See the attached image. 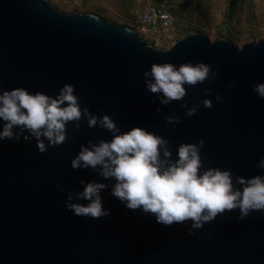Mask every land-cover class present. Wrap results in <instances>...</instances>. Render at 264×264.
<instances>
[{"label":"water","instance_id":"95a60500","mask_svg":"<svg viewBox=\"0 0 264 264\" xmlns=\"http://www.w3.org/2000/svg\"><path fill=\"white\" fill-rule=\"evenodd\" d=\"M189 61L211 64L219 74L186 85L184 100L193 107L207 96L213 107L201 104L188 116L184 101L153 103L156 94L146 90L144 71L153 63ZM259 82L264 38L239 48L192 33L159 49L134 29L96 15L62 12L47 0H0V91L25 87L55 96L64 84H74L82 107L112 115L122 131L141 126L164 136L174 158L181 143L203 139L206 167L246 178L264 174L257 167L264 156V99L253 92ZM168 115L181 122L168 123ZM111 138L84 117L79 129L67 125L63 144L44 153L35 139L0 140V264H264V211L239 220L238 209L226 210L190 233V222L165 226L154 215L128 209L111 195L114 180L72 168L81 144ZM81 179L109 185L102 196L110 215L90 218L67 210V192L82 191ZM57 181L67 192L56 188Z\"/></svg>","mask_w":264,"mask_h":264},{"label":"clouds","instance_id":"9594fccd","mask_svg":"<svg viewBox=\"0 0 264 264\" xmlns=\"http://www.w3.org/2000/svg\"><path fill=\"white\" fill-rule=\"evenodd\" d=\"M218 74L211 64L189 61L179 66L171 62L153 63L143 77L146 90L156 94L153 103L156 99L163 105L184 101L182 107L192 116L201 104L212 108L213 101L206 96L201 103L188 107L184 100L186 85L194 87ZM208 91L211 94V90ZM253 92L264 99V82L256 83ZM222 99L216 95L217 101ZM84 117L89 127L106 129L112 138L81 144L71 166L73 169L91 168L105 180H114L111 195L128 209L154 215L156 221L165 226L190 222V233L203 228L206 222L226 210L238 209L239 220L253 211H264V174L246 178L235 175L231 169L206 167L201 156L203 139L198 144L181 143L174 158L168 147L169 140L164 136L141 126L122 131L112 115H95L88 107H82L74 84H64L55 96L43 91L31 92L25 87L0 91V140L35 139L40 153L46 152L49 146L63 144L67 139V125L72 122L79 129ZM165 120L181 122L176 115H168ZM257 167L264 169V156ZM79 183L83 189L75 194L67 192L59 181L56 183L60 192H67V210L90 218L110 215L111 209L103 206L102 196L109 185L84 179ZM77 199L87 203L73 202Z\"/></svg>","mask_w":264,"mask_h":264},{"label":"rangeland","instance_id":"374dc122","mask_svg":"<svg viewBox=\"0 0 264 264\" xmlns=\"http://www.w3.org/2000/svg\"><path fill=\"white\" fill-rule=\"evenodd\" d=\"M62 12L96 15L105 21L134 29L155 47L168 49L184 32L201 33L211 41L228 39L239 48L264 38V0H240L233 21L225 14L227 0H47ZM172 12L176 36L164 41L144 33L140 15L148 5ZM184 37V36H183ZM182 38V37H181ZM179 38V39H181Z\"/></svg>","mask_w":264,"mask_h":264},{"label":"built area","instance_id":"2783aa9c","mask_svg":"<svg viewBox=\"0 0 264 264\" xmlns=\"http://www.w3.org/2000/svg\"><path fill=\"white\" fill-rule=\"evenodd\" d=\"M144 33H151L164 41L173 40L176 36L175 21L171 12L148 5L140 15Z\"/></svg>","mask_w":264,"mask_h":264},{"label":"trees","instance_id":"16d2710c","mask_svg":"<svg viewBox=\"0 0 264 264\" xmlns=\"http://www.w3.org/2000/svg\"><path fill=\"white\" fill-rule=\"evenodd\" d=\"M227 1H228V9H227V12L225 14V18L228 22H231V21H233L235 15L237 14V11L240 8V0H227ZM156 8L163 9L162 7H159V6H157ZM189 34H192V32L191 31L184 32L182 35L177 37V39L179 40V38H181V37L183 38V36L185 37ZM146 42L152 46H155V41H146Z\"/></svg>","mask_w":264,"mask_h":264}]
</instances>
